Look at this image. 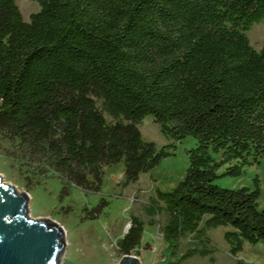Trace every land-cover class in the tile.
<instances>
[{
    "label": "trees",
    "instance_id": "obj_1",
    "mask_svg": "<svg viewBox=\"0 0 264 264\" xmlns=\"http://www.w3.org/2000/svg\"><path fill=\"white\" fill-rule=\"evenodd\" d=\"M33 1L26 22L16 0H0V143L27 187L58 177L63 192H98L118 163L135 183L175 147L143 139L151 116L167 139L195 140L184 178L144 208L165 215L167 264L211 255L207 230L220 226L232 255L264 242L259 187L214 183L223 167L241 176L264 163V44L248 37L264 0ZM130 221L123 256L142 247L144 222Z\"/></svg>",
    "mask_w": 264,
    "mask_h": 264
},
{
    "label": "rangeland",
    "instance_id": "obj_2",
    "mask_svg": "<svg viewBox=\"0 0 264 264\" xmlns=\"http://www.w3.org/2000/svg\"><path fill=\"white\" fill-rule=\"evenodd\" d=\"M16 4L26 22L40 9L33 0H16ZM248 37L251 46L259 51L264 44V21L254 24ZM105 116L112 121L107 114ZM138 127L143 139L154 142L158 149L175 144L172 154L128 185L124 183L123 163L106 166L98 192L85 191L74 185L63 192L58 177L42 178L40 184L28 188L25 174L20 173L19 166L9 156V148L0 143V176L3 181L16 186L20 192L29 193L32 218L48 219L64 228L67 245L61 264H118L123 255L118 251L117 241L129 229L132 216L143 220L144 230L142 247L130 255L138 257L140 264H167V244L161 234L165 215L159 214L151 219L144 208L156 190L171 191L184 178L189 166L187 151L195 146V140L192 137L181 142L167 139L151 116L145 117ZM225 168L219 170L220 176L214 183L221 187L244 186L251 190L257 185L260 189L257 209H264V163L244 168L241 176L224 175ZM231 230L224 226L207 230L208 245L214 252L205 258L193 257L182 264H264V242L245 243L243 250L236 255L229 252L224 233ZM193 242L192 236L182 239L181 252Z\"/></svg>",
    "mask_w": 264,
    "mask_h": 264
},
{
    "label": "water",
    "instance_id": "obj_3",
    "mask_svg": "<svg viewBox=\"0 0 264 264\" xmlns=\"http://www.w3.org/2000/svg\"><path fill=\"white\" fill-rule=\"evenodd\" d=\"M30 196L0 176V264H61L66 249L65 230L29 213ZM118 264H140L125 255Z\"/></svg>",
    "mask_w": 264,
    "mask_h": 264
}]
</instances>
